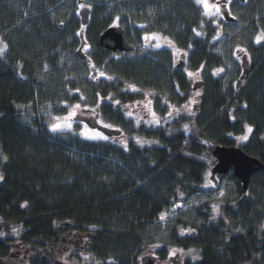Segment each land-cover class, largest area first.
Segmentation results:
<instances>
[{"label": "trees", "instance_id": "trees-1", "mask_svg": "<svg viewBox=\"0 0 264 264\" xmlns=\"http://www.w3.org/2000/svg\"><path fill=\"white\" fill-rule=\"evenodd\" d=\"M215 1L208 0L206 12L196 0H0L6 46L0 154L7 158L0 160L1 255L9 251L3 239L13 237L33 247L31 263L40 264L41 247L55 244L54 238L91 233L97 253L158 245L161 258L174 248L197 251L198 258L185 264H264V169L252 176L247 195L232 173L234 200L221 201L215 216L210 202L197 208L189 233L175 215L157 240L158 214L202 188L215 164V145H236L251 126L239 146L264 162V43H255L264 0H233L232 14L240 5L236 21L223 19ZM86 6L90 21L81 37L79 14ZM115 24L124 27L134 51L100 45L101 34ZM152 33L166 45L147 46L145 34ZM83 41L88 49L81 53ZM236 49L252 53L251 76L241 80L238 68L226 79L215 77L214 69L236 63ZM176 50L185 55L182 66ZM194 72L203 81L198 91ZM194 97V115L158 126L127 115L128 106L146 101L163 118L170 105ZM73 105L97 111L105 126L121 130L120 139H87L73 128L51 131L49 120ZM136 137L152 143L142 147Z\"/></svg>", "mask_w": 264, "mask_h": 264}, {"label": "rangeland", "instance_id": "rangeland-1", "mask_svg": "<svg viewBox=\"0 0 264 264\" xmlns=\"http://www.w3.org/2000/svg\"><path fill=\"white\" fill-rule=\"evenodd\" d=\"M230 3L234 4L232 1ZM231 4H229V5H231ZM217 5L219 7H221V0H220V2H219V0L215 1V6H217ZM212 8H214V7H212ZM239 8H240V5L236 3L235 4V10L237 11ZM236 11H233V12L237 16ZM238 13H240V12H238ZM241 13H243V12H241ZM261 23H262V25L260 26V28L262 30H261L260 34L257 35V37H260L259 42H257V37L255 39V41L258 44L264 43V20H261ZM145 44L147 46L153 44L155 47L157 44H159L160 47L161 46L163 47L166 45V42L164 39H162L157 34V38L155 40L149 39V40L145 41ZM87 49H88V46H85L84 51ZM5 51H6V49L3 46L2 41H0V57L3 59L5 58V53H6ZM238 52H239V49H236L235 53H234L236 63H233L232 65H228L227 68L222 69V71L224 72L223 78L225 76H227V77L233 76L236 73L237 69L239 68V64H240L241 59H238L239 62L237 61V58H238L237 53ZM175 53L177 54L176 61L180 60L181 59V57H180L181 52L179 50H177V51H175ZM228 70H230L229 73H227ZM222 71H220V72L222 73ZM194 73H197V72H194ZM230 73H232L233 75H229ZM195 75L196 74H194L192 86L194 85V82L197 81V78H195ZM199 80H200V78H199ZM196 91H198V90H196ZM192 100H195V97ZM189 104H190V102L187 105H183L181 107H175L174 105H170L168 112L162 118L159 111L156 110L152 104H150L149 102L146 103V101L145 102L139 101L134 106H128L127 115L130 116L133 114L135 117L138 118L140 123H143L147 127H153V126H158L161 124L171 122L181 114L185 115V116H189V117L194 115L196 113L197 102L194 104H191V107H188ZM69 113L73 114L70 117V119H69ZM152 113H155V115L153 116ZM95 114L96 113L93 109H91L90 111H83L82 107H78V106L74 107V105H73L72 107H70V110L67 113L60 115L56 118L50 119L49 120V129L51 130L50 125L53 123L59 122L61 124H67V123L71 122V125H72L71 128H73L74 131L82 134L84 137L93 136L95 134V131H98V130L89 127L85 122H83L77 118L82 117V116H88V117L94 118V117H96ZM57 118H59V119H57ZM65 128L70 129V128L64 127V128H61L60 130L65 129ZM51 131H53V130H51ZM251 133H252V131L249 132L247 130L245 134L237 136L236 137L237 144L245 143L250 138ZM102 135L106 136L104 133H102ZM245 136H247V139H243V137H245ZM114 137H116V136H114ZM87 139H89V138H87ZM117 139L119 140L120 138H117ZM93 140H95V139H93ZM136 141L138 144L142 145V147L152 143L151 140H147L143 137H136ZM0 160L2 162L5 160V157L1 154H0ZM210 173H211L210 170H208V172L206 173L205 182L199 191L194 193L190 198H188L184 201L178 202L176 205H174L175 209H174V211L171 212V217H168L167 221H165L164 223H158L159 225L162 226V229H161V232H160L157 240H161V239L163 240V236L165 235V230L167 229L168 225L172 222V218L175 215H179L183 219V221L187 223V225L184 226V228L181 231L183 233H189V232L193 231V229H194L193 226L195 224V219L193 218V216H194V211L197 208H200V207H202V205L208 204V202H210V206L212 209L211 212L213 213L212 216H215L219 213L220 209L218 207V211H214L213 210L214 206H218V204H220V202L223 200L231 201L237 197L238 192L236 191V184L229 177L231 175V172L222 178L219 177L217 184H215L209 178ZM0 176H2L1 171H0ZM174 206L172 208H174ZM165 211H169V210H165ZM163 218H164V216H163ZM171 250L172 251L169 254L174 255L176 252V249L174 248ZM179 250L180 251H178L177 254L179 255L178 258L180 260H184V261L196 260L199 256L198 252L193 250V249L184 251V250H181L179 248ZM135 251H137V250H135ZM135 253H137V252H135ZM138 253H140V252H138ZM138 253H137V255H138ZM139 255H141V254H139Z\"/></svg>", "mask_w": 264, "mask_h": 264}, {"label": "flooded vegetation", "instance_id": "flooded-vegetation-1", "mask_svg": "<svg viewBox=\"0 0 264 264\" xmlns=\"http://www.w3.org/2000/svg\"><path fill=\"white\" fill-rule=\"evenodd\" d=\"M228 1V0H227ZM224 2L222 6L226 5L229 6L230 2ZM257 37V36H256ZM162 47V46H161ZM184 56V53L182 54ZM237 61L241 59H248V65L250 69V76L252 74L251 66H252V53H247L245 49L239 50L237 53ZM177 58V54H175V59ZM178 66V64H177ZM245 67V68H246ZM224 68V67H223ZM223 68L219 70L214 69L216 71V76H224V72L222 71ZM240 69V78L244 68L239 66ZM222 71V73L220 72ZM230 70L227 71L229 73ZM195 78H200L198 83L194 82L193 89L199 90V88L203 85L200 73H195ZM229 75H233L230 73ZM227 76L224 77L226 79ZM98 115V112L95 111ZM87 117V116H82ZM5 246L9 249L8 253L5 255L0 254V264H32L30 257L31 251L33 247L17 243L15 238L10 237L9 239L4 238ZM54 241H57L53 245H44L41 247L43 251L41 253V263L40 264H185L186 261L180 260L177 253L168 254L167 257L161 258V256L155 251V247L152 246L148 249L143 250L142 252L138 253H114V252H107V253H97L93 252L94 241L95 238L91 235V233H82V234H67L65 236L54 238ZM9 241V242H8ZM19 242H23V240H19ZM141 254V255H139ZM128 258H131V262L128 261ZM135 258L136 260H133ZM146 258V259H145Z\"/></svg>", "mask_w": 264, "mask_h": 264}, {"label": "water", "instance_id": "water-1", "mask_svg": "<svg viewBox=\"0 0 264 264\" xmlns=\"http://www.w3.org/2000/svg\"><path fill=\"white\" fill-rule=\"evenodd\" d=\"M91 9L89 7H84L80 11L81 24L87 26L90 21ZM225 16L228 20H233L234 18L230 15L228 11L225 12ZM84 36V30L81 31V37ZM100 45L107 50L111 51H133L135 46L132 45L125 37V30L122 25H112L108 27L101 34L99 39ZM85 42L83 41V47ZM183 61L180 62V65ZM248 61L244 59V73L249 72ZM246 67V68H245ZM91 126L99 128L107 134H112L113 131L108 130L106 127L97 124L96 122L87 121ZM262 147L264 152V135L262 137ZM212 155L216 159V163L212 168L211 179L215 180L217 174H227L229 171H233L234 174L239 178L242 184V190L246 195L250 185V180L253 174L264 169V162L261 158L252 156L246 153L240 146L232 145H222L217 144L213 150ZM146 259V258H145Z\"/></svg>", "mask_w": 264, "mask_h": 264}, {"label": "snow or ice", "instance_id": "snow-or-ice-1", "mask_svg": "<svg viewBox=\"0 0 264 264\" xmlns=\"http://www.w3.org/2000/svg\"><path fill=\"white\" fill-rule=\"evenodd\" d=\"M196 2L199 3V4H203V5H204V8H205V11H206V12L208 11V8H209L208 0H196ZM215 10H216L217 12L219 11V6H218V5L216 6V9H215ZM117 19H118V18H117ZM156 38H157V34H155V33H152V34H145V37H144V39H145L146 41L149 40V39H153V40H155ZM259 39H260V37H257V42H259ZM5 47H6V46H5ZM156 47H160V45L157 44ZM190 75H191V74H190ZM133 88H134V86H133ZM197 95H199V93H197ZM194 103H196L195 100L190 101V104L188 105V107H191V104H194ZM72 115H73L72 113H69V119H70V117H71ZM152 115L154 116L155 113H152ZM57 119H59V118H57ZM157 122H158V121H157ZM71 126H72V125H71V122H69V123H67V124H61V123L57 122V123H53V124H51V125H50V128H51V130H53V131H57V130H60L61 128H64V127L71 128ZM247 130H248L249 132H251V131H252L251 126H249ZM90 131H91V130H90ZM86 138H89V139H108V137L103 136L102 133H100L99 131H95V134H94L93 136H86ZM243 139H247V136L243 137ZM5 159H7V158L5 157ZM2 179H3V177L0 176V180H2ZM213 210H214V211H218V206H214V207H213ZM161 219H163V215H162ZM13 231H15V229H14Z\"/></svg>", "mask_w": 264, "mask_h": 264}]
</instances>
